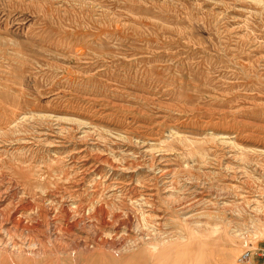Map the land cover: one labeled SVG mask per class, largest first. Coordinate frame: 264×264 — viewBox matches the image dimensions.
Returning <instances> with one entry per match:
<instances>
[{
	"label": "rangeland",
	"instance_id": "374dc122",
	"mask_svg": "<svg viewBox=\"0 0 264 264\" xmlns=\"http://www.w3.org/2000/svg\"><path fill=\"white\" fill-rule=\"evenodd\" d=\"M0 200L18 264L263 248L264 0H0Z\"/></svg>",
	"mask_w": 264,
	"mask_h": 264
},
{
	"label": "bare ground",
	"instance_id": "6f19581e",
	"mask_svg": "<svg viewBox=\"0 0 264 264\" xmlns=\"http://www.w3.org/2000/svg\"><path fill=\"white\" fill-rule=\"evenodd\" d=\"M20 118V117H19ZM94 158V157H93ZM95 168V167H94ZM9 178V177H8ZM12 180V179H11ZM15 184V183H14ZM17 185V184H16ZM18 197V196H17ZM1 201V200H0ZM25 202V201H24ZM30 203H31V201H29ZM13 204V203H12ZM15 205V204H14ZM25 205V204H24ZM75 205V204H74ZM53 206V205H52ZM30 208V207H29ZM32 208V207H31ZM26 209V208H25ZM85 209V208H84ZM257 209V208H256ZM1 210V209H0ZM16 210V209H15ZM53 210V209H52ZM3 211V210H2ZM14 211V210H13ZM57 211V210H56ZM101 211V210H100ZM99 211V212H100ZM1 212V211H0ZM12 212V211H11ZM49 212V211H48ZM2 213H4V212H2ZM2 213H0V218L2 219L3 217V215H5V214H2ZM97 213H98V210H97ZM47 214V213H46ZM69 214V213H68ZM10 215H11V213H10ZM35 215V214H34ZM65 215V214H64ZM116 215V214H115ZM6 216V215H5ZM19 216H21V215H19ZM47 216V215H46ZM119 216V215H118ZM16 218H17V216H15ZM56 217V216H55ZM10 218V217H9ZM8 218V219H9ZM23 218V217H22ZM7 219V220H8ZM13 219H15V218H13ZM24 219V218H23ZM46 219V218H45ZM6 220V219H5ZM5 220H0V221H5ZM17 220V219H16ZM16 220H14V222L13 221H11V222H13V227H9V228H13V229H21V230H28V228H26V227H30V226H26V224H27V222L26 221H24L25 223V226L24 225H21L20 223L21 222H23L21 219V222H17ZM41 220V219H40ZM48 220V219H47ZM67 220V219H66ZM69 220V219H68ZM143 220H145V218L143 219ZM43 221V220H42ZM51 221V220H50ZM7 223H8V221H6ZM34 222V221H33ZM45 222V221H44ZM43 222V223H44ZM2 223H4V222H2ZM1 223V224H2ZM42 223V224H43ZM48 223V222H47ZM49 224V223H48ZM3 225V224H2ZM58 225V224H57ZM60 225V224H59ZM58 225V226H59ZM76 225V224H75ZM35 226V225H34ZM46 226V225H45ZM56 226V225H55ZM1 227V226H0ZM33 227V226H32ZM36 227V226H35ZM63 227V226H62ZM70 227V226H69ZM142 227V226H141ZM34 228V227H33ZM56 228H59V227H56ZM73 228H74V226H73ZM72 228V229H73ZM5 229V228H4ZM7 229V228H6ZM30 229V228H29ZM35 229V228H34ZM36 229H37V227H36ZM35 229V230H36ZM65 230H66V228H64ZM68 229V228H67ZM26 230V231H27ZM34 230V231H35ZM50 230V229H49ZM68 230H71V229H68ZM191 230V229H190ZM202 230V231H201ZM7 231H8V229H7ZM11 231H13V230H11ZM192 231V235H190V236H184V237H179V238H177L176 240H171V241H168V240H165V241H163V242H161V243H158V244H149L148 246H149V248L151 249V252H152V256H153V259H154V262H155V264H176L179 260H181V258L182 257H186L187 255H188V253H187V251H188V245H190L191 246V241L192 240H194V239H202V240H204V243H205V240H210L211 241V239H209L208 238V236H207V234L205 233V231H206V229L205 228H202V229H192L191 230ZM14 232V231H13ZM19 232H20V230H19ZM32 233H33V231H31ZM190 232V231H189ZM188 232V233H189ZM15 233V232H14ZM29 233V232H28ZM16 234V233H15ZM14 234V235H15ZM27 234V233H26ZM7 235H8V233H7ZM22 235V234H21ZM57 235V234H56ZM181 235V234H180ZM43 236V235H42ZM14 237V236H13ZM26 237V236H25ZM239 237V236H238ZM263 237V233H256L255 235H254V238H252V241H253V243L254 244H256V243H258V240L259 239H261ZM9 238H11V237H9ZM175 238V237H174ZM13 239V238H12ZM49 239V238H48ZM173 239V238H172ZM230 240H232V241H230V243H231V246H234V244H233V239H234V237H231V238H229ZM9 240V239H8ZM11 240V239H10ZM57 240V239H56ZM1 241V240H0ZM209 241V242H210ZM213 241V244H215L217 241H215V240H212ZM211 241V242H212ZM52 242V241H51ZM197 242H198V240H197ZM196 242V243H197ZM31 243H32V241H31ZM55 243V242H54ZM201 243V242H200ZM59 244V243H58ZM193 244V243H192ZM203 244V243H202ZM33 245V244H32ZM147 245V244H146ZM204 245V244H203ZM22 246V245H21ZM29 246V245H28ZM37 246V245H36ZM51 246V245H50ZM19 246H17V244H13V243H11L10 241H9V243L7 242V241H1L0 242V254L1 255H3V256H5V259H3L2 260V263L3 262H5V261H8V263H10V264H18V263H16L15 261H14V257L15 256H18L20 253H21V247H19ZM23 247V246H22ZM26 247V246H25ZM53 248H54V246H52ZM147 247V246H146ZM200 247H201V244H200ZM204 246H202V248H203ZM27 249L29 248V247H26ZM197 248V247H196ZM205 248V247H204ZM206 248H207V246H206ZM30 249H31V247H30ZM29 249V250H30ZM51 249V248H50ZM190 249V248H189ZM197 249H200V248H197ZM35 250V249H34ZM72 250V249H71ZM192 250V249H191ZM201 250H203V249H200V251ZM39 251H40V247H39ZM42 251V250H41ZM92 251V250H91ZM239 251V250H238ZM31 252V251H30ZM38 252V251H37ZM37 252L36 251H34V253L35 254H37ZM44 252V251H43ZM197 252H199V250L197 251ZM39 253H41V252H39ZM118 253V252H117ZM32 254L33 253H31V255H28V257L27 258H29V256L31 257L32 256ZM38 255V254H37ZM36 256V255H35ZM42 256V255H41ZM40 256V258L42 259V257ZM73 256V255H72ZM196 256V255H195ZM198 257H199V255H198ZM234 257V256H233ZM25 258V257H24ZM33 258V257H32ZM35 258V257H34ZM38 258H39V256H38ZM38 258H36V259H38ZM40 258H39V260H40ZM190 259V258H189ZM196 259V258H195ZM198 259V258H197ZM34 260V259H33ZM55 260V259H54ZM34 261H36V260H34ZM190 261H191V259H190ZM199 261V260H198ZM231 261H233V259L231 258V257H229V259H227V262H231ZM237 261V260H236ZM25 263H26V261H24ZM41 262V261H40ZM24 263V264H25ZM36 263V262H35ZM34 263V264H35ZM42 263V262H41ZM41 263H39V264H41ZM186 263V262H185ZM194 263H195V261H194ZM4 264V263H3ZM44 264V263H43ZM57 264H58V262H57ZM191 264V263H190Z\"/></svg>",
	"mask_w": 264,
	"mask_h": 264
},
{
	"label": "built area",
	"instance_id": "2783aa9c",
	"mask_svg": "<svg viewBox=\"0 0 264 264\" xmlns=\"http://www.w3.org/2000/svg\"><path fill=\"white\" fill-rule=\"evenodd\" d=\"M254 255L264 259V247L258 249H247L243 251L237 258L238 263L248 261Z\"/></svg>",
	"mask_w": 264,
	"mask_h": 264
},
{
	"label": "crops",
	"instance_id": "0c3cea01",
	"mask_svg": "<svg viewBox=\"0 0 264 264\" xmlns=\"http://www.w3.org/2000/svg\"><path fill=\"white\" fill-rule=\"evenodd\" d=\"M254 249H257V248H254ZM230 264H264V259L254 255L248 261H245V262H242V263H238L237 261L236 262L235 261H231Z\"/></svg>",
	"mask_w": 264,
	"mask_h": 264
}]
</instances>
